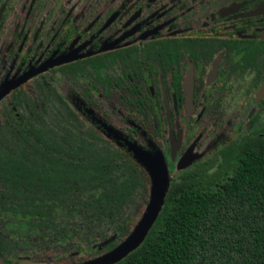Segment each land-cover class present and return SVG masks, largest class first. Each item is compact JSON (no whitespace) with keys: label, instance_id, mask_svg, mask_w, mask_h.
<instances>
[{"label":"flooded vegetation","instance_id":"1","mask_svg":"<svg viewBox=\"0 0 264 264\" xmlns=\"http://www.w3.org/2000/svg\"><path fill=\"white\" fill-rule=\"evenodd\" d=\"M35 115L124 151L149 186L140 159L170 183L233 167L264 137V0H0V148ZM8 145L37 166V145Z\"/></svg>","mask_w":264,"mask_h":264},{"label":"trees","instance_id":"2","mask_svg":"<svg viewBox=\"0 0 264 264\" xmlns=\"http://www.w3.org/2000/svg\"><path fill=\"white\" fill-rule=\"evenodd\" d=\"M34 118L38 125L32 121L21 132L12 125L17 133L1 137L0 260L18 264L20 252L30 249L72 258L84 247L95 254L115 248L149 203L145 169L124 151L74 132L61 115L50 125L46 115ZM119 138L113 137L120 145ZM7 140L37 145V166H19L23 158ZM138 149L130 144L134 156ZM233 155V167L208 178L171 182L143 241L111 264H264V137Z\"/></svg>","mask_w":264,"mask_h":264},{"label":"water","instance_id":"3","mask_svg":"<svg viewBox=\"0 0 264 264\" xmlns=\"http://www.w3.org/2000/svg\"><path fill=\"white\" fill-rule=\"evenodd\" d=\"M140 161L145 164L147 170L151 173L152 186L149 203L140 217L139 222L134 225L130 234L115 248L89 260L73 264H111L124 257L143 241L158 215L165 193L170 185V176L166 163L162 159L156 160L155 158L152 162H148L149 164L145 159H140ZM185 162H182V166L180 165L179 167L183 168L186 164ZM116 237L117 235L113 234L109 238L100 242L98 247L101 249L103 246L114 241Z\"/></svg>","mask_w":264,"mask_h":264},{"label":"rangeland","instance_id":"4","mask_svg":"<svg viewBox=\"0 0 264 264\" xmlns=\"http://www.w3.org/2000/svg\"><path fill=\"white\" fill-rule=\"evenodd\" d=\"M27 116V115H26ZM67 116V115H66ZM73 123H75L76 125L79 124V118L78 115H72L71 116ZM48 125H50V120L46 121ZM7 142H9V144L11 143V141L7 140ZM156 160H159L160 157L156 156L155 157ZM149 162V161H148ZM149 164V163H148ZM146 207L144 206L141 211L139 216L136 218L134 225H136L139 222L140 217L142 216L143 212L145 211ZM86 247L83 248V250H78L80 252H75L74 256L72 257V259L75 261V263L77 262H83L86 260H89L93 257L102 255L103 253H99V254H95V253H91L89 250H84ZM41 249H39V251H35V250H29V251H21L20 252V259H19V264H47L48 262H71V259L69 257H62V258H58L57 255H60V253L58 252V250H56L55 252H53L52 250H47V251H42ZM104 252V250L102 251ZM30 257L29 260L27 259V257ZM51 256L53 257V259L51 258ZM73 261V263H74ZM0 264H4L1 260H0Z\"/></svg>","mask_w":264,"mask_h":264}]
</instances>
